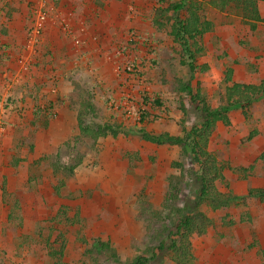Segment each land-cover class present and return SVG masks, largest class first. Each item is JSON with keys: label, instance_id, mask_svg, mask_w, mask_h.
<instances>
[{"label": "rangeland", "instance_id": "374dc122", "mask_svg": "<svg viewBox=\"0 0 264 264\" xmlns=\"http://www.w3.org/2000/svg\"><path fill=\"white\" fill-rule=\"evenodd\" d=\"M177 1L0 0V264H177L154 247L187 213L211 220L190 236L191 264H261L264 200L248 190L264 186V100L232 109L208 137L227 198L218 207L190 211L198 184L189 152L140 130L182 136L199 122L181 83L217 105L232 83L264 79V0L254 31L236 7L201 0L213 30L198 37L193 77L169 35L172 12L160 15ZM16 30L20 43L7 42ZM51 35L68 55L47 44ZM80 114L117 134L80 136Z\"/></svg>", "mask_w": 264, "mask_h": 264}, {"label": "trees", "instance_id": "16d2710c", "mask_svg": "<svg viewBox=\"0 0 264 264\" xmlns=\"http://www.w3.org/2000/svg\"><path fill=\"white\" fill-rule=\"evenodd\" d=\"M257 2L258 0H209L210 5L220 10L234 6L244 12L246 15L244 22L251 30H255L259 22L262 21ZM200 9L201 0H178L170 5V8H167L166 11L163 9L162 14H160L164 16L168 11L172 12L169 35L180 46L184 56L183 63L188 66L191 77H193L192 75L196 70L197 53L203 50V45L199 42L198 37L213 30L212 21L201 18ZM154 22L160 24L158 16ZM231 73L228 74L229 79ZM180 89L186 94L190 104L198 112L199 122L192 125L182 136L169 135L168 133L155 135L145 130H140V136L156 144L181 145L185 153L189 152L193 164L197 166L193 172L196 179L195 183L198 184V192L191 202L190 211L195 209L202 201H210L212 205L217 207L225 205L227 198H221V194L217 192L215 186V181L222 176V171L213 155L207 150L208 137L215 129L217 122L229 123V112L232 109H244L257 99L262 98L264 100V79L257 84L232 83L225 88L224 92L217 95L220 98L217 105L207 103L200 91L194 92L188 82L181 83ZM82 106L83 108L93 109L91 103L84 102ZM84 115L80 114L78 116L80 136H88L95 140L107 133L114 136L117 134L112 125L107 123L94 125L93 122L87 121L85 117L83 118ZM260 158L264 161V151L261 153ZM248 195L264 200V186L249 189ZM197 217L202 220L197 222L198 218L191 216V213L179 216L169 228L165 239L163 238L154 247L155 250L168 251L177 264H191L193 254L191 252L190 236L195 231L204 232L211 221L203 213H199ZM166 241L168 242L166 243ZM261 253V264H264V249ZM132 264H147V259L137 257Z\"/></svg>", "mask_w": 264, "mask_h": 264}, {"label": "crops", "instance_id": "0c3cea01", "mask_svg": "<svg viewBox=\"0 0 264 264\" xmlns=\"http://www.w3.org/2000/svg\"><path fill=\"white\" fill-rule=\"evenodd\" d=\"M67 2V0H60V2L58 3L59 4V6L61 7V4L63 3H66ZM51 2H49V4H50ZM66 6H68V4H66ZM23 5H21V13L22 14H20L19 15V13H18V17L15 15L16 13H13V17L14 18H16L15 19V21L16 20H20V21H22V19L21 18H24V9H23ZM62 12V11H61ZM260 16H261V14H260ZM262 17V16H261ZM259 26V25H258ZM258 26H257V28L255 29V30H257L258 29ZM254 31V30H253ZM19 32L20 31H18V30H16V31H11V32H7V34L5 35L6 37H8V39H6V41L7 42H11V43H13V44H15V43H17V44H19L20 43V40L22 39V37L21 36H19ZM48 38H49V41L47 42V44L48 45H50V47L51 48H54V49H57V50H59L60 48H63L64 47V52L62 51V52H60L61 53V55H68V50H69V48H68V46L69 45H67L68 43L66 42V40L63 38V37H60L59 38V36H48ZM45 41H46V37H45ZM71 51V50H70ZM64 58L66 59V57L64 56ZM64 58H62L63 60H64ZM43 61H45V60H47V59H42ZM36 70H38V71H40V73H35V76L36 75H38V76H43L44 77V74L46 73L45 72V70H43V66H39V69H37L36 68ZM34 76V77H35ZM250 83V82H249ZM257 84V83H256ZM34 85H37L38 86V83L37 82H34Z\"/></svg>", "mask_w": 264, "mask_h": 264}, {"label": "built area", "instance_id": "2783aa9c", "mask_svg": "<svg viewBox=\"0 0 264 264\" xmlns=\"http://www.w3.org/2000/svg\"><path fill=\"white\" fill-rule=\"evenodd\" d=\"M46 18V14L44 13V11H39L38 12V20L40 23H43V21L45 20Z\"/></svg>", "mask_w": 264, "mask_h": 264}]
</instances>
